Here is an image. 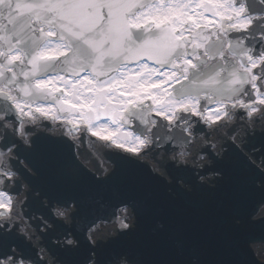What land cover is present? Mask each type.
Wrapping results in <instances>:
<instances>
[{
  "label": "snow or ice",
  "instance_id": "1",
  "mask_svg": "<svg viewBox=\"0 0 264 264\" xmlns=\"http://www.w3.org/2000/svg\"><path fill=\"white\" fill-rule=\"evenodd\" d=\"M0 264H264V0H0Z\"/></svg>",
  "mask_w": 264,
  "mask_h": 264
},
{
  "label": "water",
  "instance_id": "2",
  "mask_svg": "<svg viewBox=\"0 0 264 264\" xmlns=\"http://www.w3.org/2000/svg\"><path fill=\"white\" fill-rule=\"evenodd\" d=\"M166 147L170 148V145H166ZM245 150L248 151L247 149H245ZM136 163L140 167H142V168H144L146 170H150V167L147 164H145L144 162L136 161ZM202 207L207 208L208 210H211L212 204H211V202H204L202 204ZM209 252H210V255H213V256L223 254V250L221 248H219L217 245H215V243L212 242L211 240H210Z\"/></svg>",
  "mask_w": 264,
  "mask_h": 264
}]
</instances>
